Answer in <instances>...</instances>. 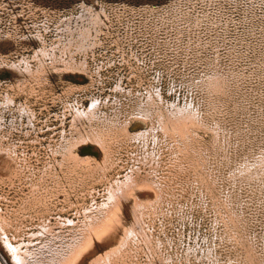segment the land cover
I'll return each instance as SVG.
<instances>
[{"label": "rangeland", "instance_id": "374dc122", "mask_svg": "<svg viewBox=\"0 0 264 264\" xmlns=\"http://www.w3.org/2000/svg\"><path fill=\"white\" fill-rule=\"evenodd\" d=\"M102 220L75 264H264V0H0V261Z\"/></svg>", "mask_w": 264, "mask_h": 264}, {"label": "bare ground", "instance_id": "6f19581e", "mask_svg": "<svg viewBox=\"0 0 264 264\" xmlns=\"http://www.w3.org/2000/svg\"><path fill=\"white\" fill-rule=\"evenodd\" d=\"M98 141V139L96 140ZM129 175V174H128ZM134 176V175H133ZM132 177V176H131ZM141 186L139 184V182L137 180H135L133 177L130 180L127 181H123L117 184V189L114 188L112 189L110 192V197L109 199L111 200L108 203H104L105 206V213H108L106 215H114L115 214V210L120 206L121 201L123 200L122 198L124 197L125 199H128V197L133 193V190L136 187ZM151 189V188H150ZM152 190V189H151ZM123 195V196H121ZM141 205V204H140ZM122 206V205H121ZM139 206V205H138ZM136 207V206H135ZM122 208V207H121ZM134 208V206L132 207V209ZM131 211V210H130ZM119 212V211H118ZM97 213V212H96ZM101 213V212H100ZM88 215V214H87ZM91 215V214H89ZM101 215V214H100ZM119 215V213H118ZM137 215V214H135ZM94 216V215H93ZM98 216V215H96ZM88 217V216H87ZM123 217V216H122ZM89 218V217H88ZM92 218V217H91ZM117 218V216L115 217ZM135 218V217H134ZM139 218V217H138ZM93 219V218H92ZM95 220V219H94ZM116 220V219H115ZM119 220V219H118ZM137 220V219H135ZM120 221V220H119ZM73 222V221H72ZM95 222V221H94ZM117 222V221H116ZM137 223V222H136ZM104 224H106V220H102L100 221L98 224L96 223L91 224L89 229H88V237H85V239L82 242H79L77 244L76 249L72 248L70 255H68L67 257L64 255V253L62 252L63 249L61 248H56L57 244H49V242H47V245H43L45 246L44 249L40 252V257H35L38 254L34 255V254H30L29 251H23L22 249H19L20 247H14V245H12L9 240H3L2 242H6L7 244L5 245V248L7 249V253H10V257L13 258V262L14 264H75L76 261L79 259V255L84 248V245L89 243L91 241V239L94 237H96L97 235H93L98 234V230H101L104 227ZM114 224V223H113ZM63 225V224H62ZM76 225V224H75ZM71 226V225H70ZM74 226V225H73ZM116 226V225H115ZM86 228H88L87 226H85ZM113 229V227H112ZM51 230V229H50ZM55 230V229H53ZM117 230V229H116ZM52 231V230H51ZM56 231V230H55ZM98 231V232H97ZM49 232V231H48ZM87 232V229L86 231ZM103 232V231H102ZM126 232V231H125ZM50 233V232H49ZM54 233V232H53ZM104 233V232H103ZM112 233V232H111ZM51 234V233H50ZM86 235V233H84ZM110 234V233H109ZM115 234V233H114ZM79 235V234H78ZM83 235V234H81ZM50 237V236H49ZM76 237V236H75ZM84 237V236H83ZM98 237V236H97ZM116 238V237H115ZM123 238V236H122ZM40 239V238H39ZM77 239V238H76ZM90 239V240H89ZM120 239V238H119ZM51 239H48V241ZM123 240V239H122ZM36 244V243H35ZM26 245V244H25ZM69 245V244H68ZM21 246V245H19ZM36 246V245H35ZM92 246V245H89ZM28 248V247H27ZM25 249V248H24ZM85 249H88L85 247ZM26 250V249H25ZM75 250V251H74ZM73 252V253H72ZM109 256V255H107ZM28 257H30V260L28 259ZM75 258V259H74ZM102 263V261H101ZM0 264H4L2 261H0ZM108 264V263H107Z\"/></svg>", "mask_w": 264, "mask_h": 264}]
</instances>
